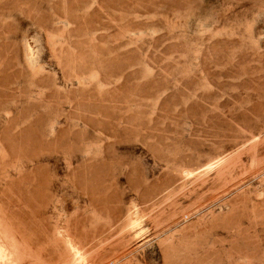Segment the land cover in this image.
<instances>
[{
  "label": "rangeland",
  "instance_id": "1",
  "mask_svg": "<svg viewBox=\"0 0 264 264\" xmlns=\"http://www.w3.org/2000/svg\"><path fill=\"white\" fill-rule=\"evenodd\" d=\"M0 264H264V0H0Z\"/></svg>",
  "mask_w": 264,
  "mask_h": 264
},
{
  "label": "clouds",
  "instance_id": "2",
  "mask_svg": "<svg viewBox=\"0 0 264 264\" xmlns=\"http://www.w3.org/2000/svg\"><path fill=\"white\" fill-rule=\"evenodd\" d=\"M0 255H3V256L6 255L3 249H0ZM3 264H19V262L17 260H13L9 258V259H4Z\"/></svg>",
  "mask_w": 264,
  "mask_h": 264
}]
</instances>
